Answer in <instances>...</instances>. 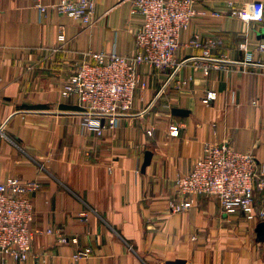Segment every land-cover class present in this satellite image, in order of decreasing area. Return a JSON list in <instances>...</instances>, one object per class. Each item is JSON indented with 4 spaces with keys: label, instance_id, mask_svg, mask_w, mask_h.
Listing matches in <instances>:
<instances>
[{
    "label": "crops",
    "instance_id": "1",
    "mask_svg": "<svg viewBox=\"0 0 264 264\" xmlns=\"http://www.w3.org/2000/svg\"><path fill=\"white\" fill-rule=\"evenodd\" d=\"M198 1L200 9L264 4ZM95 10L87 26L55 7L41 12L36 0H0V182L40 183L32 254L26 261L0 254V264H264L262 222L226 216L211 196L182 213L169 205L176 179L205 143L228 142L264 170V14L254 22L199 16L181 33L176 58L185 63L167 88L161 93L160 74L140 66L146 87L137 88L131 113L98 136L82 127L63 84L83 59L94 62L93 53L134 56L144 20L131 12L132 0H95ZM194 34L220 43L206 57L191 45ZM214 61L220 67L204 75ZM209 91L216 98L207 104ZM174 124L178 136L170 135ZM56 229L69 241L49 233ZM87 248L88 256L74 258Z\"/></svg>",
    "mask_w": 264,
    "mask_h": 264
},
{
    "label": "built area",
    "instance_id": "2",
    "mask_svg": "<svg viewBox=\"0 0 264 264\" xmlns=\"http://www.w3.org/2000/svg\"><path fill=\"white\" fill-rule=\"evenodd\" d=\"M204 3L198 0H132L134 14L144 20L136 31L137 52L126 56L116 50L91 54L94 62L87 58L76 66L62 87V96L72 100L82 116L83 128L102 136L107 130L118 126L121 116L131 113L137 88L146 83L139 75V67L150 66L163 78L161 93L175 78L185 61L177 62L176 53L180 46L181 33L188 29L199 16L221 17L231 15L245 22L261 21L264 14L262 2L239 5L227 1L222 8L200 9ZM41 12L55 7L62 14L79 20L87 26L96 23L95 0H60L48 6L36 0ZM60 39H65L61 30ZM220 40L209 39L205 43L199 34L191 40L193 47H204L209 57L210 48ZM246 49V44H241ZM264 50V44L259 45ZM253 59L247 56V62ZM216 61L203 68L208 75L211 68H219ZM216 93L209 91L205 102L215 100ZM180 124L170 126V135L178 136ZM153 134V129L148 131ZM176 191L170 200V209L175 213L188 211L198 196H211L218 200L226 216L241 214L247 221L264 222V170L258 168L256 157L232 147L228 142L205 143L202 155L194 162L192 169L176 179ZM40 189L37 181H26L18 177L0 182V254L3 260L26 261L32 254L35 233L31 224L36 218L33 194ZM61 242L69 238L59 229ZM87 248L75 254L78 260L88 256Z\"/></svg>",
    "mask_w": 264,
    "mask_h": 264
},
{
    "label": "water",
    "instance_id": "3",
    "mask_svg": "<svg viewBox=\"0 0 264 264\" xmlns=\"http://www.w3.org/2000/svg\"><path fill=\"white\" fill-rule=\"evenodd\" d=\"M259 230H260L261 232L264 231V222L261 223V225L259 226Z\"/></svg>",
    "mask_w": 264,
    "mask_h": 264
}]
</instances>
